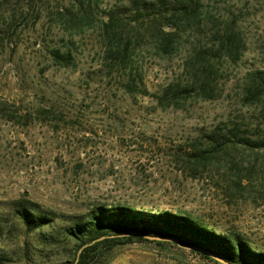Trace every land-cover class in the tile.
Instances as JSON below:
<instances>
[{
	"label": "rangeland",
	"instance_id": "1",
	"mask_svg": "<svg viewBox=\"0 0 264 264\" xmlns=\"http://www.w3.org/2000/svg\"><path fill=\"white\" fill-rule=\"evenodd\" d=\"M76 1L0 0V264H71L63 229L98 206L185 214L264 253V148L236 142L264 139V91L249 99L264 81V0H198L199 17L182 21L169 54L157 48L150 14H134L133 1L142 9L155 0H98L88 22L80 21ZM108 18L129 31L142 20L124 63L113 61L116 47L108 51ZM229 29L240 56L215 62V99L164 107L143 94L159 97L185 84L199 53L216 50ZM55 49L69 50L73 64L57 66ZM45 110L51 114L42 120ZM217 129L233 142L194 163L192 154L209 149ZM18 201L57 218L28 233L13 212ZM95 264L214 263L188 250L132 243Z\"/></svg>",
	"mask_w": 264,
	"mask_h": 264
},
{
	"label": "trees",
	"instance_id": "2",
	"mask_svg": "<svg viewBox=\"0 0 264 264\" xmlns=\"http://www.w3.org/2000/svg\"><path fill=\"white\" fill-rule=\"evenodd\" d=\"M97 1L89 0L87 7L83 0L76 1L80 21L88 22L89 11L97 4ZM177 1L184 4V8L180 11L176 8ZM142 4V9H139V1L132 2V6L136 9L134 14L139 17L143 11L150 14V26H152V35L156 39L157 48L167 54L173 49L179 31L185 28L182 21H186V24L190 25L191 21L199 17L200 3L198 0H155L153 2L144 1ZM136 21V25L131 27L130 31L116 24L117 22L111 18H108L104 23L105 42L110 47L108 51L110 50L111 53V47H116L112 51L115 64L124 63L125 58L129 56V48L134 42L131 39V34L137 30V25L143 26L142 20L136 18ZM165 26L172 28L173 31H165ZM216 47V50L212 52L201 51L199 53L196 57L197 64L193 77L186 79L185 84L176 83L167 88L164 95L159 97L148 93L145 89H143V94L157 98L158 103L164 107H178L180 102L185 103L192 97H197L202 101L215 99L217 95L214 85L218 81V69L215 62L226 55L236 62L240 56V48L235 39L234 30L225 31ZM50 55L57 66L67 68L73 64V57L69 50L61 52L59 49H55L50 52ZM253 76L254 82L257 83L258 77L256 74ZM257 84L249 91V99L252 101L259 100L260 93L264 91V81ZM132 86L130 82L126 81L125 88L128 93L133 92ZM40 114L43 116L42 120H45L47 118L45 115L51 114V112L45 110ZM0 116H6L1 113V107ZM8 120L15 119L10 116ZM232 128L239 132L241 130L238 126ZM218 131L217 129L207 137L210 141L209 149L192 154L194 163L205 161L233 142L227 136L220 137ZM232 137H236V135L232 134ZM236 142L254 149L264 148V139L253 141L240 137ZM13 212L28 233L49 227L57 218L51 211L42 210L38 205L29 201L15 203ZM63 237L72 246L71 264H95L96 258L103 256V253L117 246L132 243L153 244L160 248L173 247L179 251L188 250L214 264L219 263L201 253L200 250L217 256L230 264H264V253L252 248L241 235L217 233L188 215L169 211L151 213L125 206H98L84 216L70 217L69 225L63 229ZM149 238L172 239L176 242L149 240ZM192 248L199 249V251Z\"/></svg>",
	"mask_w": 264,
	"mask_h": 264
},
{
	"label": "water",
	"instance_id": "3",
	"mask_svg": "<svg viewBox=\"0 0 264 264\" xmlns=\"http://www.w3.org/2000/svg\"><path fill=\"white\" fill-rule=\"evenodd\" d=\"M149 240H159V241H169V242H176L175 240H172V239H164V238H149ZM193 250L195 251H199V249H196V248H192ZM201 253H203L204 255H207L208 257L212 258L215 262L219 263V264H230L220 258H218L217 256H214L210 253H207V252H204V251H201Z\"/></svg>",
	"mask_w": 264,
	"mask_h": 264
}]
</instances>
